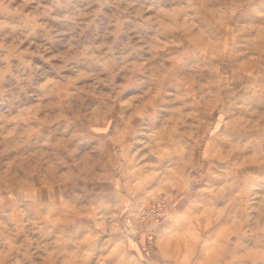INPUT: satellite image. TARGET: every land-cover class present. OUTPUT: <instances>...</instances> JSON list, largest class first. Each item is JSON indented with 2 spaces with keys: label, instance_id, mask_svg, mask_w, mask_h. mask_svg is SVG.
Segmentation results:
<instances>
[{
  "label": "rangeland",
  "instance_id": "rangeland-1",
  "mask_svg": "<svg viewBox=\"0 0 264 264\" xmlns=\"http://www.w3.org/2000/svg\"><path fill=\"white\" fill-rule=\"evenodd\" d=\"M0 264H264V0H0Z\"/></svg>",
  "mask_w": 264,
  "mask_h": 264
},
{
  "label": "built area",
  "instance_id": "built-area-1",
  "mask_svg": "<svg viewBox=\"0 0 264 264\" xmlns=\"http://www.w3.org/2000/svg\"><path fill=\"white\" fill-rule=\"evenodd\" d=\"M163 214H165L164 202L161 201L154 206L151 207L147 206L143 208L140 211L139 216L141 219L144 220H152V219L160 220Z\"/></svg>",
  "mask_w": 264,
  "mask_h": 264
}]
</instances>
